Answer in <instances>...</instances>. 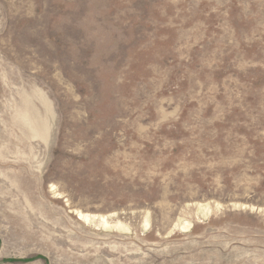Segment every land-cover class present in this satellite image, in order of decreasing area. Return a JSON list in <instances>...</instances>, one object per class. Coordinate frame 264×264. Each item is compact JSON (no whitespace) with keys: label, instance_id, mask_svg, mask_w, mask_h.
<instances>
[{"label":"rangeland","instance_id":"obj_1","mask_svg":"<svg viewBox=\"0 0 264 264\" xmlns=\"http://www.w3.org/2000/svg\"><path fill=\"white\" fill-rule=\"evenodd\" d=\"M0 264H264V0H0Z\"/></svg>","mask_w":264,"mask_h":264},{"label":"bare ground","instance_id":"obj_2","mask_svg":"<svg viewBox=\"0 0 264 264\" xmlns=\"http://www.w3.org/2000/svg\"><path fill=\"white\" fill-rule=\"evenodd\" d=\"M76 214V213H75ZM77 215H78V218L80 219V221L81 220H83V221H85V222H89L90 223V219H89V216H87V215H84V214H82V213H77ZM105 225H106V223H105ZM107 226V225H106Z\"/></svg>","mask_w":264,"mask_h":264}]
</instances>
